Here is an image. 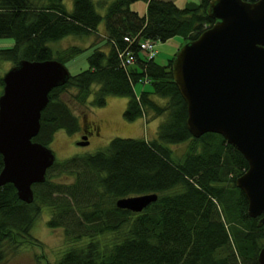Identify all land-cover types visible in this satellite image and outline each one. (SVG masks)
Segmentation results:
<instances>
[{
  "label": "trees",
  "instance_id": "trees-1",
  "mask_svg": "<svg viewBox=\"0 0 264 264\" xmlns=\"http://www.w3.org/2000/svg\"><path fill=\"white\" fill-rule=\"evenodd\" d=\"M62 1L0 0V38L12 40L0 48V60L11 66L20 59L62 63L82 49L55 52L51 43L97 34L104 20L100 36L106 49L94 47L84 69L48 92L32 140L47 146L55 130H79L59 97L71 87L80 103L91 95L93 106L103 105L108 95L125 97V120L146 114L163 118L153 139L112 137L92 153L54 160L44 181L31 185L29 203L17 198L12 184L1 185L0 264L21 243L39 244L29 230L41 206L50 213L47 227L61 229L69 245L52 264H257L264 222L248 217L247 201L235 186L246 160L219 134L188 132L185 103L171 75L176 51L159 64L141 56L138 47L142 39H195L214 22L207 13L210 0L183 7L171 0H142L143 15L129 7L137 0H72L69 11ZM95 6L104 9L102 15ZM125 51L132 52L133 63L122 64ZM143 79L149 90L134 92ZM184 142L180 155L168 146ZM146 193L157 197L139 212L115 206L118 198Z\"/></svg>",
  "mask_w": 264,
  "mask_h": 264
},
{
  "label": "water",
  "instance_id": "water-1",
  "mask_svg": "<svg viewBox=\"0 0 264 264\" xmlns=\"http://www.w3.org/2000/svg\"><path fill=\"white\" fill-rule=\"evenodd\" d=\"M214 22L184 42L171 63L172 81L185 103V124L193 137L219 134L246 160L235 179L248 217L264 222V0H210ZM69 73L55 59H20L1 76L0 186L10 183L19 200H32L31 185L44 181L55 160L46 145L32 138L39 130L48 92ZM78 145H86L82 136ZM157 195L121 197L115 206L139 212ZM257 264H264V245Z\"/></svg>",
  "mask_w": 264,
  "mask_h": 264
},
{
  "label": "rangeland",
  "instance_id": "rangeland-1",
  "mask_svg": "<svg viewBox=\"0 0 264 264\" xmlns=\"http://www.w3.org/2000/svg\"><path fill=\"white\" fill-rule=\"evenodd\" d=\"M171 1L177 7H183L187 2H198V0ZM62 3L66 10L69 11L71 9L72 0H63ZM143 5L145 9L144 1L137 0L132 2L129 7L134 8L135 6H139V14L143 15L144 12H141ZM95 9L100 15L103 14V8L95 6ZM103 23L104 20L102 18L97 26V34L93 33L86 36L68 35L51 43V48L55 52H62L71 47L82 49L72 57L62 60V64L70 75L77 73L87 66V56L94 47L105 45L99 34V26L103 25ZM11 43L12 40L10 38H0V48L8 47ZM182 44L183 39L180 36H175V39L164 42H155L157 53L154 61L159 64L165 63L166 59ZM168 51H171V54H168ZM10 66L8 61L0 60V74L2 75ZM149 88V83L144 79L133 86V90L136 93L142 89L149 90ZM75 93L76 89L71 87L60 93L59 97L77 118L79 127L91 124L97 125L98 133L89 137L86 145H78L79 130L69 134L62 129L55 130L47 147L53 152L56 161H61L74 154L92 153L98 149H102L112 137L146 138L147 140L155 138L157 124L163 116L152 118V115L146 114L144 118L138 117L132 121H128L122 116L126 102L125 97L108 95L103 105L93 106L89 103L91 95L80 103L73 97ZM168 146L176 154L180 155L185 151L187 143ZM53 180L70 182L71 178H53ZM49 214V210L41 206L29 230L30 236L36 239L39 244L30 242L21 243L18 249L11 252L1 264H52L61 256L69 245L66 243L61 229L47 227L46 221L49 218Z\"/></svg>",
  "mask_w": 264,
  "mask_h": 264
},
{
  "label": "built area",
  "instance_id": "built-area-1",
  "mask_svg": "<svg viewBox=\"0 0 264 264\" xmlns=\"http://www.w3.org/2000/svg\"><path fill=\"white\" fill-rule=\"evenodd\" d=\"M138 47L139 51L143 53L146 59H151L155 54L154 43L150 39L140 40L138 43ZM122 58L121 59L123 65L131 64L134 61V57L132 55V52L130 51L123 52Z\"/></svg>",
  "mask_w": 264,
  "mask_h": 264
},
{
  "label": "flooded vegetation",
  "instance_id": "flooded-vegetation-1",
  "mask_svg": "<svg viewBox=\"0 0 264 264\" xmlns=\"http://www.w3.org/2000/svg\"><path fill=\"white\" fill-rule=\"evenodd\" d=\"M98 133V126L97 125H83L82 127L79 128V138L77 139V142L80 141L82 136L86 137L87 143H88V139L89 137L93 136V135H97Z\"/></svg>",
  "mask_w": 264,
  "mask_h": 264
},
{
  "label": "crops",
  "instance_id": "crops-1",
  "mask_svg": "<svg viewBox=\"0 0 264 264\" xmlns=\"http://www.w3.org/2000/svg\"><path fill=\"white\" fill-rule=\"evenodd\" d=\"M130 8H131L132 10L136 11V12L139 14V11H138L139 6H135L134 8H133V7H130ZM144 10H145V9H144V5H143V6L141 7V12H144ZM103 29H104L103 25H100V26H99V31H100L99 34H100V35L103 33ZM170 39H175V37H172V38H170ZM170 39H168V40H170ZM168 40H167V41H168ZM163 46H164V45H163ZM163 46H162V48H163ZM106 47H107V46L104 45V46H102L101 48L106 49ZM162 48H161V49H162ZM170 52H171V51H168V54H171ZM156 53H157V52H156ZM172 54H173V53H172ZM155 56H156V55H155ZM162 64H163V63H162Z\"/></svg>",
  "mask_w": 264,
  "mask_h": 264
}]
</instances>
